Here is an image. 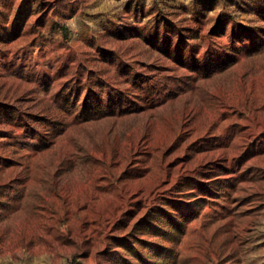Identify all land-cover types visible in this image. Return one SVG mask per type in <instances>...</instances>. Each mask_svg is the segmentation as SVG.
<instances>
[{
    "label": "rangeland",
    "instance_id": "obj_1",
    "mask_svg": "<svg viewBox=\"0 0 264 264\" xmlns=\"http://www.w3.org/2000/svg\"><path fill=\"white\" fill-rule=\"evenodd\" d=\"M0 264H264V0H0Z\"/></svg>",
    "mask_w": 264,
    "mask_h": 264
}]
</instances>
